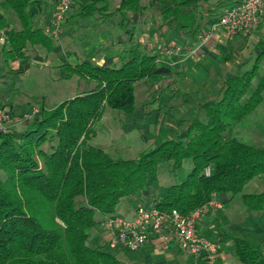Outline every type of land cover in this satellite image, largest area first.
Segmentation results:
<instances>
[{"label":"trees","instance_id":"obj_1","mask_svg":"<svg viewBox=\"0 0 264 264\" xmlns=\"http://www.w3.org/2000/svg\"><path fill=\"white\" fill-rule=\"evenodd\" d=\"M244 1L120 0L114 12L106 0L77 4L66 21L98 16L106 22L118 15L125 28L129 16L146 18L150 10L158 17V31L183 34L186 44L172 57L137 45L110 66L92 61L64 65L65 80L89 81L94 88L53 108L39 103L31 117H21L22 130L0 131V264H122L102 248L88 246V231L118 216L122 203L138 202L141 194L158 188L161 165L176 176L185 162L192 163L180 184L152 200L151 207L161 212L189 214L208 207L220 194L240 196L252 211L264 210V193L243 194L264 174V144L247 143L238 133L264 102V38L251 51L250 69L242 70L246 61L222 82L216 98L188 104L202 118H193L184 132L135 159L115 158L90 144L107 109L135 115L137 85L171 78L198 35ZM50 8V0H0L5 13L0 32L6 31L3 62L25 59L28 48L53 51V38L42 25ZM9 15L12 28L7 25ZM127 33L132 38L134 29ZM159 93L154 89L149 104ZM233 242L242 264H264L261 245L245 237H234Z\"/></svg>","mask_w":264,"mask_h":264},{"label":"rangeland","instance_id":"obj_2","mask_svg":"<svg viewBox=\"0 0 264 264\" xmlns=\"http://www.w3.org/2000/svg\"><path fill=\"white\" fill-rule=\"evenodd\" d=\"M54 1L55 0H50L51 8L42 17V25L44 28L51 22L50 18L53 14ZM142 5L146 7L147 2L144 1ZM74 7L75 9L77 8V6ZM74 12H76V10L73 8L68 15L71 16ZM1 17H3V11L0 9V18ZM12 17V15H9L13 23ZM145 17L146 18H143L139 25L144 24L143 27H150V31L146 29L144 31L143 28H141V33H143V35L149 33L150 38L153 39L157 36H163V33L156 34L159 28L158 17L150 10L146 11ZM88 19L94 22L93 18ZM84 20L73 19L70 22L68 27L73 31L71 37H65L64 35L65 22L60 36L52 39L54 49L51 53H48L42 48H39L40 51L42 50L40 53L39 51L30 52L32 54L31 57L34 59L31 63V69L27 74L21 73L24 75L18 76L13 84H15L16 87H20L26 94L40 97L39 102L44 103L48 108H53L60 102L72 99L82 93L92 90L95 86L93 83L88 81L86 84L83 80H79L78 78H73L72 80L64 79L62 81H57V83H53L51 78L53 76L57 77L60 72H52V77L48 79L46 76L50 70L47 68H51L50 65L47 67L43 64L48 61L52 66L58 67L64 62L75 64L92 61L94 63L98 62L101 66L109 65L108 60L106 61V59H103L105 61L103 63L101 59L109 56V54H119V52L114 50L113 47H107L106 45L108 43L112 44L117 35H121L123 38L129 36L127 34L128 30L120 28L118 24L121 19L118 15L112 17L109 23L115 30L105 37L102 35L103 32H100L94 24L91 25L88 23L91 29H87L86 23H83ZM144 21L146 22L144 23ZM132 26L136 27L137 25ZM262 27H264V18L255 33L234 42H227L225 48H223L212 61L204 60L203 67L199 65L200 69L198 70L196 67L199 62L197 61V63H194L190 61V57H196V55H189L190 51H188L184 58L185 60L183 59L184 61L182 60L180 63L179 71L171 78L160 80L157 85L147 82L139 83L136 88L137 110L135 115L125 116L124 114L107 109L102 121L96 127V136L91 139L90 144L103 149L115 158L135 159L141 152L158 145L161 141L171 139L177 134L184 132L193 118L197 116L202 118V115L198 113L195 107L188 105L190 102L194 101L200 103L216 98L222 86V82L233 75L246 61L249 63L242 67V70L250 69L253 62L250 59L251 51L254 45L260 39L264 38V33L260 32ZM138 29L137 27V30ZM174 37L182 42L179 43V41L172 46L167 43H161L162 45H157L153 51L162 54V50L166 48L173 50L180 48L182 50V47L186 43L184 35L178 34ZM137 38L140 41V36H137ZM158 41H160V39ZM193 47L195 48L196 44H194ZM33 53H36V55ZM180 53L181 51L177 55ZM174 54L172 56H176ZM0 65V71L2 72V58L0 59ZM61 73L64 75L65 71L61 70ZM156 88L160 89L157 100L149 104L152 100L154 89ZM14 92H17V90ZM19 96H21L20 93H15L13 94V99ZM25 96L32 104L38 102L27 95ZM25 96H23V98H25ZM25 108L17 110L16 115H22L24 112H27L31 108V105ZM29 112H31V110ZM9 114L11 119L15 117V115L12 116L13 113L10 111ZM32 114H25V116L31 117ZM21 117L15 122L13 119L11 123L7 125L6 129L8 132L20 131L23 129L24 120H22L23 118ZM243 125L244 127L238 132L243 141L250 144H264V136L256 137V139H249L250 136L249 138L246 137L248 131L252 136L255 135L257 131L264 134V102L254 115L247 119ZM240 136L237 135L238 138H240ZM191 169L192 163L187 161L177 172L176 176H171L169 174L168 165H161L158 173L159 187L155 190H151L150 194H141L138 199V204L144 207L149 206L154 198L161 197L162 192H164L167 187L173 184H180ZM122 204L123 206H127L130 203L124 202ZM88 235L89 238H92V229L88 231ZM91 244L94 245L93 242L89 241L88 245L91 246Z\"/></svg>","mask_w":264,"mask_h":264},{"label":"crops","instance_id":"obj_3","mask_svg":"<svg viewBox=\"0 0 264 264\" xmlns=\"http://www.w3.org/2000/svg\"><path fill=\"white\" fill-rule=\"evenodd\" d=\"M88 1L89 0H76V3L73 4V6H77V4H85ZM106 1L108 3L110 12H114L120 5V0H106ZM53 6H54L53 8V12H54L55 2ZM73 8L75 10V7ZM3 17H5L4 12H3ZM6 17L8 20L7 23L8 27L12 28L14 24L12 23V21L8 16ZM129 18L131 20V23L128 24L125 27V29H127L128 31H132L134 29L133 37L132 38L130 37L129 39V36L123 38L121 35H117L115 36L112 44L108 43L106 45L107 47H113L114 50L119 52V54L116 55L109 54V56L103 57L101 59V62L103 63L105 62L103 59H106V61L108 60L109 61L108 66L119 62V55L121 53L129 52L135 49L137 45H147L150 50H154L157 45H162L167 43L168 45L172 46L179 41H180L179 43L182 42L181 40L174 37L178 34L173 33L171 31H167V29H163L162 31H156V34L163 33L165 36L164 35L161 37L157 36L154 39L150 38L149 33H148L149 35L148 34L143 35V33H141V28H143L144 31L145 29L150 31V27L148 26L143 27L144 24L139 25V23L143 18H141L138 15H131L129 16ZM51 19L52 16L50 20ZM93 19L94 22L90 21V19L83 21V23H86L85 25L87 29L89 30L91 29V26L88 23H90L91 25L94 24L95 27H97L100 30V32H103L102 34L103 37H105L107 34L115 30V28L109 24L111 18L106 22L102 21L98 16L94 17ZM71 21L72 20L66 21L64 28L65 37L72 36L73 31L68 27ZM145 22L146 21H144V23ZM118 25L120 26V23ZM132 25H137V26L133 27ZM137 27L139 28L138 30ZM120 28L123 27L120 26ZM260 32L264 33V27L261 28ZM137 36H140V41L138 40ZM241 38L242 37L229 39L228 37H226L221 33L214 34L211 37L210 42L205 46V48L202 51H200L196 55V57H190V61L194 63H197V61L199 62L198 66L196 67V69L198 70L200 69L199 65H202L203 67L204 60L212 61V59H214V57L217 56L218 53L221 52L223 48H225L227 42L229 41L234 42ZM159 39L160 41H158ZM1 48L2 45H0V51ZM193 49L194 47L191 48V50ZM32 51L33 52L39 51L40 53L42 50L40 51L39 48H28L26 50L25 59L13 60L7 64L3 62V71L2 72L0 71V109H4L12 112L13 113L12 116L15 115V117H12L14 119V122L19 117L24 116L25 114H32L39 107L40 97L31 94H26L21 90L20 87H16L15 84H13V82L16 80L18 76L27 74L28 71L31 69L32 67L31 63L34 60L31 57L32 54L30 53ZM33 54L36 55V53ZM96 63L99 65L98 62ZM43 64L47 67L50 65L51 69L47 68L48 70H50L48 71V75L46 76L48 77V79L52 77L51 76L52 72L55 73L60 72L57 75V77L53 76L51 78L53 83H57V81L64 80L65 74L63 75V73H61V70H64L63 69L64 65H68L70 63L64 62L61 66L58 67L52 66V64H50V62L48 61ZM84 82L86 84L88 83V81H84ZM15 90H17V92H14ZM15 93H20L21 96L17 97L16 99L15 98L13 99V94ZM25 95L33 98L34 100H37L38 102L32 104L28 100V98H26ZM23 96H25V98H23ZM29 105H31V108L28 111L26 110L27 112H24L22 115H16L17 110L23 109ZM30 110L31 112H29ZM263 136L264 134L262 132L259 133V131H257V133H255V135L253 136L248 131L246 135V137L249 139L252 138L256 139V137H263ZM262 193H264V174L253 179L245 187L243 192V194L245 195L262 194ZM162 195L163 194H161V196ZM137 205H138L137 201L127 206L125 205L123 206V204H121L118 209L117 215L126 219H131L135 214V209ZM151 206L152 205L150 203L149 206L147 207H151ZM197 228H198V232L203 237L213 240L218 244L219 255L217 259V264H242L236 256V249L233 242L234 237H245L249 241L258 243L259 245H261L262 251L264 253V210L257 212L250 210L249 208L244 206L240 196L231 197L227 194L216 195L213 201L210 203V205L204 210L201 218L198 221ZM92 230H93V235L92 238H89L88 235L87 245L89 244V241L93 242L94 245L91 244L90 247L102 248L106 253L115 256L122 264H204L202 261L195 259L193 256L182 252L176 245H172L170 249L164 250L161 247L159 241L155 239L150 241L149 244H147L138 252L130 253L124 250V248L121 245H115L113 243V233L107 228H105L103 224Z\"/></svg>","mask_w":264,"mask_h":264},{"label":"built area","instance_id":"obj_4","mask_svg":"<svg viewBox=\"0 0 264 264\" xmlns=\"http://www.w3.org/2000/svg\"><path fill=\"white\" fill-rule=\"evenodd\" d=\"M72 6L73 0H56L51 22L45 28L46 35L53 39L60 36ZM263 18L264 0H245L226 11L220 21L201 32L195 43L196 47L189 54L197 55L210 42L211 37L217 33H221L229 39L249 37L257 31ZM5 42L6 32L1 31L0 45ZM180 51V48L174 50L166 48L162 50V55L171 57ZM11 121L9 111L0 110V131H7L6 127ZM205 174L210 176V169H207ZM206 208L184 215L176 210L164 213L153 207H144L138 204L131 219L116 216L105 220L103 226L113 233V243L121 245L127 252L136 253L155 239L159 241L164 250L176 245L182 252L193 256L204 264H217L218 244L203 237L197 228L198 221Z\"/></svg>","mask_w":264,"mask_h":264}]
</instances>
